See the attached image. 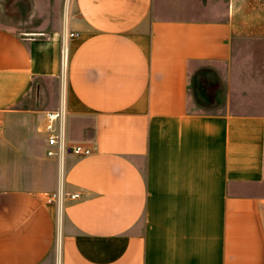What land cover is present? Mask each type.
<instances>
[{
    "label": "crops",
    "instance_id": "crops-1",
    "mask_svg": "<svg viewBox=\"0 0 264 264\" xmlns=\"http://www.w3.org/2000/svg\"><path fill=\"white\" fill-rule=\"evenodd\" d=\"M71 32L61 97L44 84ZM238 36L264 40V0H72L50 31L0 24V264H264V112L190 108L192 73ZM63 98L92 152L66 156L82 197L58 209Z\"/></svg>",
    "mask_w": 264,
    "mask_h": 264
},
{
    "label": "rangeland",
    "instance_id": "rangeland-1",
    "mask_svg": "<svg viewBox=\"0 0 264 264\" xmlns=\"http://www.w3.org/2000/svg\"><path fill=\"white\" fill-rule=\"evenodd\" d=\"M68 5L65 0H0V24L9 25L22 35L50 31L65 17ZM232 43V55L225 67L199 65L192 73V110L264 112V40L238 36ZM66 72L67 67L59 82L49 80L45 87L52 92L60 89L62 97Z\"/></svg>",
    "mask_w": 264,
    "mask_h": 264
},
{
    "label": "built area",
    "instance_id": "built-area-1",
    "mask_svg": "<svg viewBox=\"0 0 264 264\" xmlns=\"http://www.w3.org/2000/svg\"><path fill=\"white\" fill-rule=\"evenodd\" d=\"M70 3L72 0H65ZM77 33L71 32L66 36L61 45V64L62 70L67 67L69 48L68 37L76 36ZM68 110L65 99L63 98L59 106L55 109L48 110L46 113L45 132L47 134V150L46 153L50 157H54L58 161V188L51 192L43 193V199L47 203H54L58 209L63 207L67 199L77 200L82 197L81 192L76 190H68L64 186L65 173V158L67 155H88L92 152L90 147L83 144H71L67 141L66 127H67Z\"/></svg>",
    "mask_w": 264,
    "mask_h": 264
},
{
    "label": "bare ground",
    "instance_id": "bare-ground-1",
    "mask_svg": "<svg viewBox=\"0 0 264 264\" xmlns=\"http://www.w3.org/2000/svg\"><path fill=\"white\" fill-rule=\"evenodd\" d=\"M65 73V72H64Z\"/></svg>",
    "mask_w": 264,
    "mask_h": 264
}]
</instances>
